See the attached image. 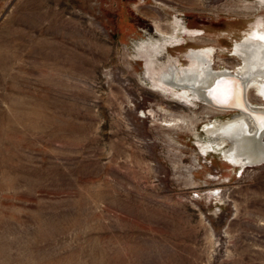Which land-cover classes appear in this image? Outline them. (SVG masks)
I'll list each match as a JSON object with an SVG mask.
<instances>
[{"label": "rangeland", "instance_id": "rangeland-1", "mask_svg": "<svg viewBox=\"0 0 264 264\" xmlns=\"http://www.w3.org/2000/svg\"><path fill=\"white\" fill-rule=\"evenodd\" d=\"M263 27L264 0H0V264H264V162L202 129L240 111L157 78L233 74Z\"/></svg>", "mask_w": 264, "mask_h": 264}, {"label": "bare ground", "instance_id": "bare-ground-1", "mask_svg": "<svg viewBox=\"0 0 264 264\" xmlns=\"http://www.w3.org/2000/svg\"><path fill=\"white\" fill-rule=\"evenodd\" d=\"M127 8L126 16L128 15L127 18L133 21L132 7L127 6ZM136 28L139 31L146 30L142 22H137ZM175 28L179 31L176 35L162 32L157 27L155 34L151 32L147 39L142 40L143 45L148 44V47L153 50L149 54L150 64L153 65L159 56L162 57L165 49H168L170 53V49L184 47L188 39L199 38L192 36L185 39L183 29L180 26H175ZM199 32L197 33L199 34ZM234 50L237 58L243 61V66L237 67L238 71H234L233 74H229L225 70L214 71L206 65L205 61L195 72H185L186 74L182 76L171 72L168 76L157 75V78L159 77L160 81L163 79L165 83L178 90H183L184 97L189 102L191 100L204 102L206 105H211L210 108L213 111H240L230 120L210 121L202 129L210 143L219 149V158L225 165L229 160L238 158H241L246 164H261L264 162V122L260 118L264 117V103L260 104L258 100L255 105L250 97L255 92L264 101V31L258 30L255 36L249 35L238 42L236 41ZM176 57L182 58L180 55ZM244 88L247 92L248 105L245 104L242 97ZM157 92L166 93L158 88ZM218 104H223L222 106L227 108ZM232 106H240L242 111L230 108ZM170 125L174 126L175 124H168V126Z\"/></svg>", "mask_w": 264, "mask_h": 264}, {"label": "crops", "instance_id": "crops-1", "mask_svg": "<svg viewBox=\"0 0 264 264\" xmlns=\"http://www.w3.org/2000/svg\"><path fill=\"white\" fill-rule=\"evenodd\" d=\"M134 11V10H133ZM126 14H128V13H126ZM127 17H128V15H127ZM129 19V18H128ZM133 20H137V22H145V20H144V18L142 17V16H140V15H138L137 13H135L134 12V16H133ZM132 22V21H131ZM144 22H143V24H144ZM132 25H134L133 23H132Z\"/></svg>", "mask_w": 264, "mask_h": 264}, {"label": "water", "instance_id": "water-1", "mask_svg": "<svg viewBox=\"0 0 264 264\" xmlns=\"http://www.w3.org/2000/svg\"><path fill=\"white\" fill-rule=\"evenodd\" d=\"M226 104V103H225ZM219 106H221V107H223V108H227V107H225V106H222L223 104H218ZM231 106V105H230ZM238 107H240V106H238Z\"/></svg>", "mask_w": 264, "mask_h": 264}, {"label": "snow or ice", "instance_id": "snow-or-ice-1", "mask_svg": "<svg viewBox=\"0 0 264 264\" xmlns=\"http://www.w3.org/2000/svg\"><path fill=\"white\" fill-rule=\"evenodd\" d=\"M260 119H261L262 122H264V117H261Z\"/></svg>", "mask_w": 264, "mask_h": 264}]
</instances>
